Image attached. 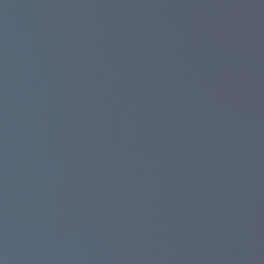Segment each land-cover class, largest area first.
<instances>
[{
	"label": "water",
	"instance_id": "1",
	"mask_svg": "<svg viewBox=\"0 0 264 264\" xmlns=\"http://www.w3.org/2000/svg\"><path fill=\"white\" fill-rule=\"evenodd\" d=\"M0 264H264V0H0Z\"/></svg>",
	"mask_w": 264,
	"mask_h": 264
}]
</instances>
